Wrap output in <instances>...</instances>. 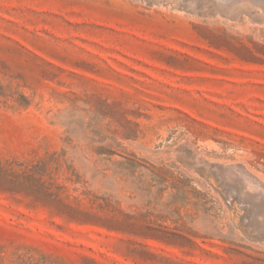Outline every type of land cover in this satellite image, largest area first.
Listing matches in <instances>:
<instances>
[{
  "label": "rangeland",
  "instance_id": "1",
  "mask_svg": "<svg viewBox=\"0 0 264 264\" xmlns=\"http://www.w3.org/2000/svg\"><path fill=\"white\" fill-rule=\"evenodd\" d=\"M0 264H264V0H0Z\"/></svg>",
  "mask_w": 264,
  "mask_h": 264
}]
</instances>
